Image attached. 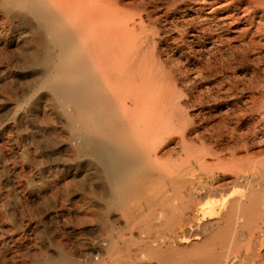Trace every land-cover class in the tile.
<instances>
[{
  "label": "rangeland",
  "instance_id": "obj_1",
  "mask_svg": "<svg viewBox=\"0 0 264 264\" xmlns=\"http://www.w3.org/2000/svg\"><path fill=\"white\" fill-rule=\"evenodd\" d=\"M13 1L0 0V264H55L62 257H69L75 264H96L106 237L118 240L120 233L122 240L118 242L140 254L149 242L145 239L152 237L150 242L156 244L157 238L165 237L166 233H160L165 216L158 211L154 216L147 215L145 202L134 198L128 202L130 208L134 207L132 216L123 217L116 211L119 222L111 230L106 231L101 224V181L79 142L72 141L71 136L72 132L84 134L86 130L72 127L68 112L74 115L73 108L66 106L65 112L51 91L39 89L43 68L29 63L35 46L21 34L19 20L12 15ZM195 2L143 0L144 9L135 8L138 16H133L135 32L141 37L149 33L145 52L154 78L158 80L163 71L168 75L171 70L173 78H166L164 92L175 83L176 88L179 86L175 100L163 111V125L173 132L164 136L163 159L177 163L178 167L171 170L183 185L193 189H201L206 183L211 188L222 185L214 199L224 195L229 200L245 199L248 191H261L260 181L254 177L260 164L259 131L264 123L260 116L262 101H258L264 94V0L262 4L255 0ZM140 22L145 27L140 28ZM256 26L259 31L254 33ZM244 29L249 33L243 36ZM198 151L210 162L209 170L199 167ZM233 190L239 193L233 194ZM263 194H258L247 225L243 218L241 224L252 228L261 224L264 206L259 198L264 200ZM216 218L213 216V220ZM146 225L152 226L150 230ZM141 256L140 264H144Z\"/></svg>",
  "mask_w": 264,
  "mask_h": 264
},
{
  "label": "bare ground",
  "instance_id": "obj_2",
  "mask_svg": "<svg viewBox=\"0 0 264 264\" xmlns=\"http://www.w3.org/2000/svg\"><path fill=\"white\" fill-rule=\"evenodd\" d=\"M261 1L255 0L262 4ZM135 8L143 10V0L139 4L134 0L12 2V15L19 20L21 34H26L35 46L29 63L35 62L41 66L40 69L43 68L39 89L51 91L60 100L65 112L66 106L73 108L76 115L68 112L72 127L86 130L84 134L72 132L71 136L72 141L79 142L81 151L88 157V161L95 168L96 177L101 181L98 188L101 224L106 231L111 230L119 222L115 212L120 211L123 217L128 216L134 209L129 207L128 202L138 198L145 202L147 215L154 216L158 211L166 219L160 230V233H166L165 237L157 238L158 242L152 244L150 239L154 238L146 236L145 240L149 242L139 252L143 254L140 258L144 264H264V211L259 226H245L250 214L256 209L258 194L264 192V123L259 131L260 164L254 177L260 181V192L247 189L245 199L241 197L229 200L225 195L214 199L213 195L223 189L222 185L211 188L206 183L201 189L183 185L174 170H171L178 167L177 163L164 160L166 150L161 148L164 136L173 133L172 128L163 125V111L175 100L179 86L176 88L175 83L170 90L164 92L166 78H173L171 70L168 75L163 71L156 80L153 68H148L145 49L149 42V33L141 37L135 32ZM140 24V28L145 27L141 22ZM258 31L259 27L256 26L254 33ZM248 33L249 30L244 29L241 34L244 36ZM249 41L254 43L251 39ZM259 98L261 100L258 101H262L260 116L264 119V94ZM171 113L174 114V110ZM188 118L190 117L187 116ZM201 152L198 151L200 157L197 163L201 169L209 170L210 162L201 156ZM207 175L212 177L211 180L214 179L212 173L208 172ZM232 193L239 192L233 190ZM259 200L264 206V200ZM213 216L218 217L217 220H213ZM241 218L245 225L240 223ZM144 227L150 230L152 226ZM120 235L118 240L107 236L104 240L106 243L99 244L104 251L97 254L96 264L141 263L138 258L140 254L132 253L129 247L118 242ZM54 263L75 264L69 257H62Z\"/></svg>",
  "mask_w": 264,
  "mask_h": 264
}]
</instances>
